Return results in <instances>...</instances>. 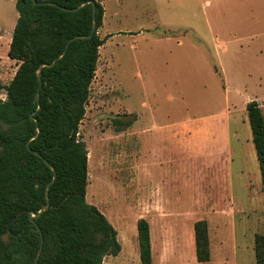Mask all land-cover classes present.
Wrapping results in <instances>:
<instances>
[{"label":"rangeland","instance_id":"1","mask_svg":"<svg viewBox=\"0 0 264 264\" xmlns=\"http://www.w3.org/2000/svg\"><path fill=\"white\" fill-rule=\"evenodd\" d=\"M97 1V33L112 35L98 49L78 139L85 199L120 244L106 264H140L141 217L154 264L204 218L213 264H255L264 195L245 106L255 100L264 117V0ZM16 18L15 0H0V99L17 67L7 56ZM115 119L133 120L117 130Z\"/></svg>","mask_w":264,"mask_h":264},{"label":"trees","instance_id":"2","mask_svg":"<svg viewBox=\"0 0 264 264\" xmlns=\"http://www.w3.org/2000/svg\"><path fill=\"white\" fill-rule=\"evenodd\" d=\"M36 1L55 5L15 0L17 18L7 56L17 67L1 86L5 98L0 99V264H33L40 234L28 212L38 211L46 194L49 206L34 218L42 236L36 264H102L106 255L120 251V244L112 224L85 199L87 151L78 139V124L85 113L98 49L111 34L97 33L104 12L97 0L96 29L88 39L72 37L90 31L91 3ZM245 108L264 195V117L255 100ZM132 120L115 119V128H125ZM26 141L48 164L28 150ZM53 172V182L46 188ZM136 229L140 264H151L147 220L138 218ZM193 230L196 260L210 264L206 220L195 221ZM254 255L255 264H264L262 234L254 236Z\"/></svg>","mask_w":264,"mask_h":264},{"label":"crops","instance_id":"3","mask_svg":"<svg viewBox=\"0 0 264 264\" xmlns=\"http://www.w3.org/2000/svg\"><path fill=\"white\" fill-rule=\"evenodd\" d=\"M162 207H163V205H162ZM165 213L166 212L164 210L160 211L159 212V214L161 215L160 217H165ZM189 223H191L190 225L188 224L189 226H187V223H186L185 224L186 228L183 230H180L181 235H182L181 240L178 239L177 236H175L178 242L176 241L174 243V246L171 249L162 247L159 250L157 264H198V262L196 260V256H195V241H194L193 223H192V221H190ZM210 232L211 231H210V228L208 226L209 247H210V241H211ZM185 238H186V241H183V239H185ZM108 256H113V255H106L103 258L102 264H106V262H108V261H111L110 263H112V260H109ZM210 259H211V256H210ZM210 262L212 263L211 260H210ZM151 264H154L153 260H152Z\"/></svg>","mask_w":264,"mask_h":264},{"label":"water","instance_id":"4","mask_svg":"<svg viewBox=\"0 0 264 264\" xmlns=\"http://www.w3.org/2000/svg\"><path fill=\"white\" fill-rule=\"evenodd\" d=\"M32 2H33V3H36V4H51V5H55L53 2H50V1H36V0H32ZM87 3H91V5H92V16H93V22H92V25H91L90 31H89L86 35H76V36H74V37H72V38H85V39H88V38L91 37V35L94 33V31H95V29H96V24H95V20H94V0H84V1L82 2V4H87ZM72 38L68 39V41H67L66 44H65V48L67 47L69 41H70ZM65 48H64V50L61 52V54L64 53ZM61 54L58 55V56H56V57H54V58L52 59V61L49 63V65H53V64L56 62V60L59 58V56H61ZM40 68H41V65L39 66L38 69H40ZM38 76H40V73H38ZM40 84H41V82L39 81V86H40ZM32 115H33V113H30V114H29V117L32 118V119H34V117H33ZM26 147L28 148L29 151H31L32 153H34V154H36V155H38L39 157L42 158V156H41L37 151H35V150H33V149H31V148L29 147V145H28V141H26ZM42 159H43V158H42ZM43 161H44L46 164H48V162H47L45 159H43ZM54 176H55V173L53 172V177H52V179L47 183L46 188H47V186H48L49 184H51V183L53 182ZM45 196H46V199H47V200H46V202L40 207V209H39L38 211H35V212H33V211H29V212H28V218H29V220H30V221H31V222L37 227V230H38V232H39V234H40L39 247H38V249H37V251H36V253H35V256H34V259H33V264H36L37 256H38V254H39V252H40L41 245H42V236H41V232H40V229L38 228L36 222L34 221V218L37 217L38 215H40L41 211H43L44 209H46V208L49 206L48 195L46 194Z\"/></svg>","mask_w":264,"mask_h":264}]
</instances>
